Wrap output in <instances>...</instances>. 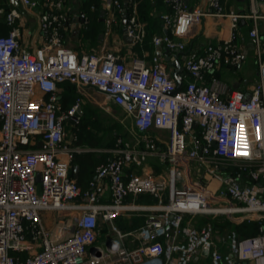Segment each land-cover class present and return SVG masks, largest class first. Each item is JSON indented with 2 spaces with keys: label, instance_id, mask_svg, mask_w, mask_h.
I'll list each match as a JSON object with an SVG mask.
<instances>
[{
  "label": "built area",
  "instance_id": "1",
  "mask_svg": "<svg viewBox=\"0 0 264 264\" xmlns=\"http://www.w3.org/2000/svg\"><path fill=\"white\" fill-rule=\"evenodd\" d=\"M16 1L28 10L38 5ZM63 1L43 0L42 42L33 50L19 40L20 9L0 7V26L7 28L0 33V264H202L207 257L208 264H264V24L258 21L264 16L256 0L251 15L227 11V0H207L206 9L163 0L165 32L152 36L149 63L66 47ZM106 5L123 10L119 0ZM206 15L229 18V36L186 50L184 39ZM244 17L253 19L248 38L257 68L248 91L214 75L221 64L238 68L246 61L247 51L235 42ZM126 19V34L142 43L146 31L135 7ZM162 49L185 52L178 91ZM64 82L97 89L131 116L139 135L136 142L117 136L85 189L70 168L76 154L93 149L67 138L65 122L78 121L81 100L63 108ZM156 131L168 133L160 150ZM148 153L160 154L162 172L128 170ZM192 170L199 172L194 181ZM141 195L155 201L136 203ZM42 211L54 212L50 227ZM136 211L145 212L140 225L123 231L113 224ZM250 222L256 232L245 236L227 225Z\"/></svg>",
  "mask_w": 264,
  "mask_h": 264
},
{
  "label": "crops",
  "instance_id": "2",
  "mask_svg": "<svg viewBox=\"0 0 264 264\" xmlns=\"http://www.w3.org/2000/svg\"><path fill=\"white\" fill-rule=\"evenodd\" d=\"M14 1L16 0H3V3L9 7L11 4L15 5ZM119 1L121 3L126 1L128 3L127 8H129V10H131L132 7H135L138 19L143 24L146 31V36L142 43L134 44L132 41L130 43L125 42V32L122 20L127 16V12L124 15V13L118 12L114 7H108L106 5V0H64V4L60 10V13L62 14L61 32L63 35L64 45L78 54L83 52L103 53L105 51H112L124 63L129 62L134 56L143 58L147 63H149L151 61V57L156 51L151 38L153 35H160L165 32L160 15L167 13L169 10L163 0ZM37 2L38 5L31 10L23 8L20 4L15 5L20 9L22 14V18L17 21L19 40L29 50H33L35 47L40 46L42 42L41 32L39 29V14L44 11V7L43 0H37ZM187 4L189 7L199 6L203 9L207 8V0H187ZM224 6L227 11L233 10L244 15L252 14L250 0H227L225 1ZM256 9L259 15L264 16V0H256ZM80 16H83V22L79 21ZM258 21L261 28L264 24V19H258ZM252 22V17L240 18L236 28L235 42L247 51V57L249 50L252 49L251 42L248 38V30L251 28ZM6 31V28L2 29V33H6ZM230 31L231 26L229 18L211 15L203 16L199 24L192 26L190 33L184 39L186 43V50L190 48L201 49L208 43L221 41L229 36ZM184 53L185 52L182 51L170 52V57L166 60V50L162 49V60L171 75L175 69V62H178L182 66ZM175 54L177 57H175ZM247 59L238 68H232L221 64L215 70L214 75L218 79L225 82L230 88L248 91L257 79V68L255 60L253 65L248 62ZM74 89L75 90L73 91L76 98H80L81 96L92 98L95 106L99 105L101 107L102 103L104 104L107 100V98L95 88L87 86H74ZM66 94V85L65 83H62L60 85L59 92L61 104L65 96H67ZM103 100L105 101L103 102ZM109 101L114 104L111 100ZM80 114L81 112L78 113L79 116ZM69 123H71L72 126L75 125L74 122ZM136 134L138 135L137 132ZM67 138L73 145H81L93 149L92 151L76 154V159L74 161L72 160L71 163V176L76 180L81 189H85L88 186V181L94 175L96 166L100 162L104 161L108 156L104 150L112 147L113 145L105 144L98 148H93L86 143H76L77 137L73 130L71 131L70 136L67 134ZM136 147L141 150L143 149V145L141 143H138ZM153 154L155 153L146 154L145 160L140 166L131 165L128 170H132L135 173L162 172L164 169V164L162 163V167L159 171L156 169L151 171V169L147 168V163L153 164L156 162V159L159 161V158ZM145 164L146 167L144 166ZM161 164L159 166H161ZM75 165L77 166V173L74 176L73 167ZM106 195H104L105 197L103 198L105 201L109 199ZM146 199L150 200L148 199V195H141L136 199V203L143 204L144 202L138 201H144ZM147 203L151 204L153 202ZM133 213H136V216L140 215L142 222L144 221L145 212L136 211ZM133 213L119 218L129 219L134 216ZM142 222L140 221L136 225L132 226V228L140 225Z\"/></svg>",
  "mask_w": 264,
  "mask_h": 264
},
{
  "label": "rangeland",
  "instance_id": "3",
  "mask_svg": "<svg viewBox=\"0 0 264 264\" xmlns=\"http://www.w3.org/2000/svg\"><path fill=\"white\" fill-rule=\"evenodd\" d=\"M0 4H1V7H3V5L5 6V4L3 3V0H0ZM63 4H64V1H63ZM247 58H248L247 61L254 65V51L252 49L249 50ZM80 98H81L80 107L84 108L87 114V117L85 118L86 124H87L86 130L89 133V135H92L98 138V143L93 148H98L100 146L105 145L107 142L113 141L115 136H121L130 142H134L138 140L139 137L136 134L135 129L132 125L131 116L128 115L120 106L110 103L109 99L107 98L106 101L103 100V102L104 101L105 102L104 104L102 103V106H101L102 108H101L99 105L95 106L92 98H89L86 96H81ZM65 127H66V134L70 136L71 131H72V124L69 122H65ZM155 136L159 142V147H160L159 150L164 148V145L166 144L168 140V133L165 131H156ZM153 155L158 157L159 161H157L156 159V162H154L153 164L147 163V168L151 169V171H154L155 169L159 171L163 164V161L161 160L162 158L160 157V154H153ZM159 163L160 164L162 163L161 166H159L160 165ZM144 166L146 167V164ZM198 173L199 172L197 170H195V172L193 170L189 171L190 180L191 181L196 180ZM148 199L150 200L146 199L144 201H138V202L147 203V202L155 201V199L150 196H148ZM43 212L44 211H42L40 214L42 218L45 219L48 227H50L53 222L54 212H51V211H45V213ZM133 215L136 216V213H133ZM190 217H191L190 215H185V221H187ZM124 219L125 218H116L113 221V224L123 231L131 229L132 227H129L126 229L121 227V222L122 220L125 221ZM189 220L191 222L198 221L199 225H202L205 221L204 217L200 215H196ZM210 220L216 223L220 220V218L210 219ZM208 262H209V258L207 257V258H204V260L202 261V264H208Z\"/></svg>",
  "mask_w": 264,
  "mask_h": 264
},
{
  "label": "trees",
  "instance_id": "4",
  "mask_svg": "<svg viewBox=\"0 0 264 264\" xmlns=\"http://www.w3.org/2000/svg\"><path fill=\"white\" fill-rule=\"evenodd\" d=\"M123 5V3H122ZM0 7H1V4H0ZM3 9L4 11H8L9 7H7L6 5L4 6L3 5ZM128 10L129 8H126V11L128 13ZM120 13H124L123 11H121ZM5 25L4 23L1 24L0 26V33H2V29H5ZM7 30V28H6ZM65 85H66V89H67V96H65V98L63 99V107L66 109L68 108L74 101H75V94H74V85L73 84H70L68 82H64ZM80 110H81V114L79 116V119L78 121L75 123L74 126H72V130L75 132L76 134V137H77V140H76V143H86L88 144L89 146L91 147H95V145H97L98 143V138L92 136V135H89V133L87 132L86 130V120L85 118L87 117V114H86V110L84 108H81L80 107ZM116 138V136H115ZM114 138V139H115ZM114 139L113 141H110V142H107L106 145H113V142H114ZM76 159V155L74 156L73 158V161ZM125 221L122 220L121 222V227L126 229V228H129V227H132L134 225H136L137 223H139L140 221L142 222V218L141 216H133L131 218H129L128 220H126V218L124 219ZM228 226H230L231 228H234L238 234L240 236H245V235H249V234H254L256 232V223L254 222H250V223H242V224H239V225H236V224H232V223H227Z\"/></svg>",
  "mask_w": 264,
  "mask_h": 264
},
{
  "label": "water",
  "instance_id": "5",
  "mask_svg": "<svg viewBox=\"0 0 264 264\" xmlns=\"http://www.w3.org/2000/svg\"><path fill=\"white\" fill-rule=\"evenodd\" d=\"M14 4L17 5L18 2L14 1ZM127 5H128V3L125 1L123 3V10H122L124 12V15L126 14L125 11H126ZM83 20H84L83 16H80V20L79 21L83 22ZM122 24H123V29H124V32H125L124 40H125V42L130 43L131 42V38L129 36H127V34H126V24H127L126 17H124V19L122 20ZM166 53H167V56L165 57V59L168 60L169 57H170V52L166 50ZM175 57H177L176 54H175ZM181 72H182V66L178 62H175V69L172 72V76H173L174 80L176 81V91H178L180 89V87H181V82L177 79V75L180 74ZM80 112H81V110L79 108L78 109V113H80ZM69 122H72V120H69ZM193 126H196V123H193ZM76 173H77V166L75 165L73 167L74 176L76 175ZM37 180H39V175H37Z\"/></svg>",
  "mask_w": 264,
  "mask_h": 264
},
{
  "label": "snow or ice",
  "instance_id": "6",
  "mask_svg": "<svg viewBox=\"0 0 264 264\" xmlns=\"http://www.w3.org/2000/svg\"><path fill=\"white\" fill-rule=\"evenodd\" d=\"M243 154H245V155H246L247 153H243Z\"/></svg>",
  "mask_w": 264,
  "mask_h": 264
}]
</instances>
